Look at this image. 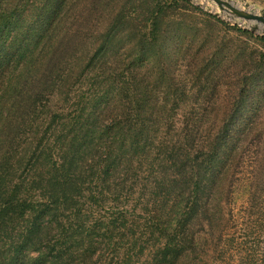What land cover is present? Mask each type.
I'll list each match as a JSON object with an SVG mask.
<instances>
[{"label": "trees", "instance_id": "1", "mask_svg": "<svg viewBox=\"0 0 264 264\" xmlns=\"http://www.w3.org/2000/svg\"><path fill=\"white\" fill-rule=\"evenodd\" d=\"M263 114L264 37L190 0H0V264H210Z\"/></svg>", "mask_w": 264, "mask_h": 264}, {"label": "rangeland", "instance_id": "2", "mask_svg": "<svg viewBox=\"0 0 264 264\" xmlns=\"http://www.w3.org/2000/svg\"><path fill=\"white\" fill-rule=\"evenodd\" d=\"M234 1L248 2L256 9H264V0ZM190 4L229 24H234L224 13H218L216 5L210 0H190ZM237 25L245 28L241 24ZM206 31L208 30L204 29L203 32ZM236 35L231 30L226 34L228 42L232 41L229 43L231 47L238 45L237 41H233ZM224 89L225 87L218 88L210 107L223 105ZM259 128L262 132L260 144L253 145L251 150L247 151L243 162L234 169L233 184L228 181L227 172L223 185L211 195L212 231H208V226L205 230L203 226L201 230L202 238L207 237L205 243L208 244L207 250L211 255L210 264H217L218 261H222V264H264V183L255 185L252 179V164L256 151L260 150V157L264 158V114L260 119Z\"/></svg>", "mask_w": 264, "mask_h": 264}, {"label": "water", "instance_id": "3", "mask_svg": "<svg viewBox=\"0 0 264 264\" xmlns=\"http://www.w3.org/2000/svg\"><path fill=\"white\" fill-rule=\"evenodd\" d=\"M213 2L218 13H224L234 24H241L250 31L264 37V9H256L248 2L238 3L234 0H210Z\"/></svg>", "mask_w": 264, "mask_h": 264}]
</instances>
